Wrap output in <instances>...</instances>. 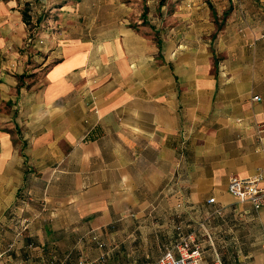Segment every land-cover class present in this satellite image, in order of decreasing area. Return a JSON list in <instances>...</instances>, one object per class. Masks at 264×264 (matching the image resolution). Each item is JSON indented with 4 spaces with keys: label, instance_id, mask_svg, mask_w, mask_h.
I'll return each instance as SVG.
<instances>
[{
    "label": "crops",
    "instance_id": "crops-1",
    "mask_svg": "<svg viewBox=\"0 0 264 264\" xmlns=\"http://www.w3.org/2000/svg\"><path fill=\"white\" fill-rule=\"evenodd\" d=\"M92 2L45 44L0 0L4 264L72 236L140 264L190 233L207 264H264V204L227 189L264 183V0Z\"/></svg>",
    "mask_w": 264,
    "mask_h": 264
},
{
    "label": "rangeland",
    "instance_id": "rangeland-1",
    "mask_svg": "<svg viewBox=\"0 0 264 264\" xmlns=\"http://www.w3.org/2000/svg\"><path fill=\"white\" fill-rule=\"evenodd\" d=\"M82 0H22V8L27 13L29 22V35L36 36L38 31L44 32L41 36V42L48 44L53 40V36L59 32L61 28L67 26V13L72 12L66 6L78 5ZM133 10L139 11L140 15L151 10L155 13L159 12L158 6L163 0H151L153 2L148 5L149 0H127ZM90 7L95 6L92 10H97L96 6L102 7L101 3L92 2L87 4ZM101 10V9H100ZM133 24V20H130ZM40 42V43H41ZM76 236L71 237V241L64 243H44L40 244L42 258L33 257L29 264H83L85 262H97L98 264H123L128 260L121 258L100 259V253L104 251L105 244L90 238L88 241L76 242ZM100 244H102L100 246ZM96 250V251H95ZM96 254V255H95ZM51 256V257H50ZM7 257V256H6ZM96 258V259H95ZM13 259V258H12ZM41 259V260H40ZM94 259V260H92ZM42 261V262H41ZM132 260H130L131 262ZM7 264H14L10 260ZM22 264V263H21Z\"/></svg>",
    "mask_w": 264,
    "mask_h": 264
},
{
    "label": "built area",
    "instance_id": "built-area-1",
    "mask_svg": "<svg viewBox=\"0 0 264 264\" xmlns=\"http://www.w3.org/2000/svg\"><path fill=\"white\" fill-rule=\"evenodd\" d=\"M41 42V41H39ZM254 98H257L255 96ZM258 132L264 131V125L257 128ZM260 174L250 176H230L227 183L228 191L238 200L249 202L254 208H259L264 204V183ZM208 203L214 202V198H208ZM96 240V237L93 236ZM102 244H100L101 246ZM102 259V256H100ZM0 264H4L0 255ZM83 264H98L97 262H85ZM140 264H207L203 261L202 247L197 242L193 233L180 238L158 258L145 260ZM212 264H220L215 260Z\"/></svg>",
    "mask_w": 264,
    "mask_h": 264
},
{
    "label": "trees",
    "instance_id": "trees-1",
    "mask_svg": "<svg viewBox=\"0 0 264 264\" xmlns=\"http://www.w3.org/2000/svg\"><path fill=\"white\" fill-rule=\"evenodd\" d=\"M22 14H23V19H24V21L28 24L29 19H28V15H27V13L23 10Z\"/></svg>",
    "mask_w": 264,
    "mask_h": 264
}]
</instances>
